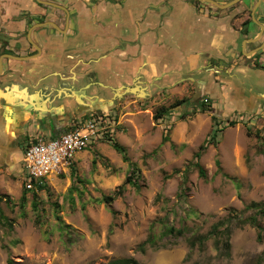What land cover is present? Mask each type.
Segmentation results:
<instances>
[{
	"label": "rangeland",
	"instance_id": "obj_1",
	"mask_svg": "<svg viewBox=\"0 0 264 264\" xmlns=\"http://www.w3.org/2000/svg\"><path fill=\"white\" fill-rule=\"evenodd\" d=\"M25 17L30 21L28 12ZM233 61H223L217 72L202 67L194 77L206 80L213 71L234 83L225 71ZM187 75L165 86L140 79L146 93L136 86L122 90L109 106L110 117L120 120L114 141L126 147L129 161L114 141H101L106 148L78 153L74 167L51 174L36 197L27 192L24 206L25 172L17 179L19 187L0 202V264H102L123 257L140 264H264V213L250 207L264 204V111L228 108L227 98L237 102L236 89L224 98L201 94L205 111L196 112ZM250 75L241 79L247 97L252 87L264 91V76ZM220 79L216 91L225 85ZM182 98L188 102L174 106ZM129 175L139 187L125 184L112 203L99 201ZM150 237L153 244L141 251Z\"/></svg>",
	"mask_w": 264,
	"mask_h": 264
},
{
	"label": "crops",
	"instance_id": "obj_2",
	"mask_svg": "<svg viewBox=\"0 0 264 264\" xmlns=\"http://www.w3.org/2000/svg\"><path fill=\"white\" fill-rule=\"evenodd\" d=\"M93 1L87 0L90 4L86 5L71 0L76 14L70 18L68 31H34L32 37L41 47L36 57L2 60L1 194H10L14 186L19 187L15 183L25 172L23 154L27 143L39 135H58L97 113H70L78 101L89 103L101 98L100 103L105 99L111 102L122 90L134 86L138 94L146 93L139 85L140 79L165 86L188 74L187 78L195 81L202 67L209 66L217 72L223 61L231 58L234 63L225 71L234 83L209 72L204 94L217 93L224 98L223 94L228 97L237 89V102L231 103L232 96L227 98L228 108L240 105L250 110L259 106L258 98L264 91L258 89L256 93L252 87L247 97L241 79L250 77V72L258 77L264 74L242 56L236 58L235 45L242 38L238 31L240 20H234L226 11L215 14L214 8L207 5L200 11L192 0ZM31 2L0 0V27L24 41V47L16 49L20 55L32 52L23 36L26 20L29 22L25 20V4ZM33 9L30 8L32 14ZM57 22L60 24V20ZM217 78L225 82L218 91ZM106 106L99 111L108 114ZM263 111L259 106L257 112ZM95 145L98 149L107 146L101 142Z\"/></svg>",
	"mask_w": 264,
	"mask_h": 264
},
{
	"label": "flooded vegetation",
	"instance_id": "obj_3",
	"mask_svg": "<svg viewBox=\"0 0 264 264\" xmlns=\"http://www.w3.org/2000/svg\"><path fill=\"white\" fill-rule=\"evenodd\" d=\"M53 3L64 6V8H60L54 5H48L39 0H33V3H27V11L31 17L30 21L26 20V29L23 31V36L27 40V47L30 45L32 50L31 53L26 55H38L40 52L32 45V43L28 40V32L29 30L37 23L45 22V21H53L58 26L57 28L51 24H47L44 26L36 27L33 29L34 31L41 30H58V31H68L70 18L76 14V12H72V3L71 0H48ZM84 4L87 3V0H79ZM196 5H198V10H205L204 8L209 7L211 9L214 8V13L218 14L219 12L226 11L227 14L231 15L234 20H240L239 22V33L242 36L240 39V43L238 45V54L235 53L237 57L242 56L244 59L248 60L249 64H253V66L259 69L264 74V60L262 57L264 56V0H238L235 4L229 7H220L213 3L202 1V0H192ZM221 5L230 3L233 0H216ZM260 1V2H259ZM92 3V1H90ZM95 2V0L93 1ZM33 14L30 12V8L32 7ZM213 7V8H212ZM255 9V10H254ZM25 13V12H24ZM60 20V24L57 21ZM5 35L3 36L4 40H0V60L4 59H13L10 57H6V54H14L20 55L17 53L16 49L21 50L24 47V41L19 40L16 36H12L5 29L3 30ZM2 31V32H3ZM18 33V32H17ZM33 38V37H32ZM258 38V39H257ZM249 39H257L256 41H250ZM34 40V39H33ZM36 42V41H35ZM246 42V47L243 48L242 45ZM37 43V42H36ZM38 44V43H37ZM39 45V44H38ZM237 45V44H236ZM235 45V47H237ZM41 48V47H40ZM254 51L252 54H250ZM31 59V58H30ZM18 60V59H14ZM2 74V73H1ZM0 74V75H1ZM230 75V74H228ZM208 80L197 79L194 81V92H201L202 95L205 93V87L207 85ZM200 93V94H201ZM264 93H261L263 95ZM260 96V95H259ZM258 97V96H257ZM117 97H115L116 99ZM101 98L94 99L93 102H80L78 101L77 105L74 108V111L70 112L72 114H88L89 112H100L101 108L104 105L109 108V106L113 105L114 101H108L105 99L104 103H100ZM114 99V100H115ZM259 106L264 108V98L261 96L258 98ZM109 104V105H108ZM264 110V109H263ZM69 112H66L67 115L70 116Z\"/></svg>",
	"mask_w": 264,
	"mask_h": 264
},
{
	"label": "built area",
	"instance_id": "obj_4",
	"mask_svg": "<svg viewBox=\"0 0 264 264\" xmlns=\"http://www.w3.org/2000/svg\"><path fill=\"white\" fill-rule=\"evenodd\" d=\"M110 116L93 114L58 135H39L27 143L23 154L26 189L32 191L47 185L53 173L65 174L76 164L77 154L93 149L96 143H112L120 120Z\"/></svg>",
	"mask_w": 264,
	"mask_h": 264
},
{
	"label": "trees",
	"instance_id": "obj_5",
	"mask_svg": "<svg viewBox=\"0 0 264 264\" xmlns=\"http://www.w3.org/2000/svg\"><path fill=\"white\" fill-rule=\"evenodd\" d=\"M201 92H197L193 97H192V99H191V103H193L194 105H197V107H196V112L197 111H205V103H204V99H205V96L203 97V98H201V94H200ZM199 101H202V102H200V104H198L199 103ZM188 101H187V99H185V98H182V99H179L178 101H176V103H175V105L174 106H179V105H182V104H186ZM166 111L167 110H165V109H163V110H161V111H158V113H156V115H155V118L156 119H159V118H161L162 116H164L165 115V113H166ZM168 138L167 137H165L163 140L165 141V140H167ZM208 142V141H207ZM207 142H204L201 146H200V150H204L205 148H206V146H207ZM112 146L122 155V157H123V159L125 160V161H129V156H128V154H127V150H126V147L124 146V145H122V144H120L119 142H117V141H114L113 143H112ZM201 156V151H199V152H197V154H196V158H199ZM95 162V161H94ZM217 162V164H219V161L217 160L216 161ZM197 165L199 166V170H200V174L202 175V176H205L206 175V172H205V169L199 164V163H197ZM135 169V168H134ZM125 184H132L133 186H135V187H139L140 185L138 184V181H137V179L135 178V177H133V175H129L127 178H126V180L124 181V183L122 184V185H120L119 187H118V189L113 193V194H105V195H103V197H102V199H100L99 201H101V202H105V203H112L114 200H116L120 195H122L123 194V192H124V189H125ZM45 188H47V185H44V186H40V187H38V189H34V190H32L33 192H34V197H36L37 196V191L39 190H43V189H45ZM73 190V189H72ZM27 192H30L29 190H25V192H24V195L22 196V200H23V203L21 204L22 206H24V202L26 201V199H27ZM9 197V195H3V194H0V202L3 200V199H6V198H8ZM33 206H34V208H37V202H33ZM250 207H261V211L264 213V204H260V203H258V202H252L251 204H250ZM60 220H61V217H58ZM253 220H255V218L253 219ZM63 222V221H62ZM170 231H173L174 230V228H170L169 229ZM153 242H154V238H148L147 240H146V243H144V244H142L141 246H140V250L141 251H144V249H145V245L146 244H153ZM102 264H140L139 262H138V260L137 259H135L134 257H123V258H116V259H112V260H110V261H108V262H105V263H102Z\"/></svg>",
	"mask_w": 264,
	"mask_h": 264
},
{
	"label": "water",
	"instance_id": "obj_6",
	"mask_svg": "<svg viewBox=\"0 0 264 264\" xmlns=\"http://www.w3.org/2000/svg\"><path fill=\"white\" fill-rule=\"evenodd\" d=\"M40 2H43L45 4H48V5H54V6H57V7H60V8H64V6L62 5H59V4H56V3H53L52 1H48V0H39ZM202 1H207V2H210V3H213L217 6H220V7H229L233 4H235L238 0H233L231 1L230 3H227V4H224V5H221L220 3H218L216 0H202ZM260 2V1H259ZM255 10V9H254ZM47 24H51L53 25L54 27H58L56 25V23H54L53 21H45V22H40V23H37L35 24L28 32V40L32 43V45L39 51L41 52V48L40 46L33 40L32 38V31L34 28L36 27H40V26H44V25H47ZM258 39V38H257ZM257 39H249L250 41H256ZM246 47V42L244 43L243 45V48ZM254 51H252L250 54H252ZM6 57H10V58H13V59H18V60H26V59H30V58H33V57H36V55H14V54H6L4 55ZM3 71V66H2V58L0 60V74L2 73ZM136 88V87H134Z\"/></svg>",
	"mask_w": 264,
	"mask_h": 264
}]
</instances>
